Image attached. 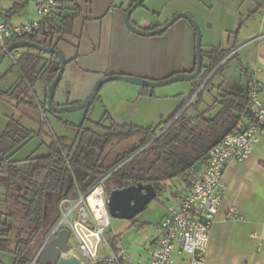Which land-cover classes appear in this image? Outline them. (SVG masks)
I'll return each mask as SVG.
<instances>
[{
    "label": "crops",
    "instance_id": "obj_1",
    "mask_svg": "<svg viewBox=\"0 0 264 264\" xmlns=\"http://www.w3.org/2000/svg\"><path fill=\"white\" fill-rule=\"evenodd\" d=\"M136 1L77 0L76 3H73L70 0H61L54 16L43 20L35 14L31 3H24V7L15 12L16 0H0V21L8 23L10 26L40 22L43 31L51 32L52 25L60 26L64 17L73 16L71 22L63 28L62 34L56 33L49 37L40 34L38 38L39 42L59 49L67 62L64 75L56 90L54 104L58 107L74 106L85 102L99 81L108 76L124 75L160 82L177 74H191L195 71L196 34L192 26L187 21L180 20L160 35L147 37L136 34L130 31L125 23L126 12ZM160 2L161 0L154 1L147 8L143 5L142 12L136 11L133 14L132 23L141 31L150 32L165 25L177 14L188 13L199 24L202 34V51L229 50L249 43L236 55H240L244 50L256 48L253 61L248 63L249 67H242L247 87L226 91L222 86H219L218 91L221 93L210 106L212 109L216 108V114H211V110L206 109L195 116H188L187 112L190 108H197L204 101L206 89L219 72L215 74L213 71L204 82L200 77L191 82H181L189 86H174L175 83L163 87L148 88L122 84L115 86L118 91L114 96H110L108 93H102V96L98 94L99 98L95 101L105 106L104 117L105 115L111 116L109 126L129 124L144 129L160 127L159 130H162L175 115L178 114L173 122L184 114V117L194 128L193 125L203 121V118L200 117L216 118L223 108L222 102L229 97L232 100L236 98L238 101H242V105L245 103V110H247L252 76L256 73L255 78L264 83V40L252 42L254 38L264 34L263 5L258 3L248 12L242 13L241 9L234 5L236 0H210L208 4L201 2L199 4L200 11L197 13L187 9L185 4L182 7L166 10L164 6L160 7L158 4ZM151 9H157L160 13L151 17ZM156 26L158 27L155 29ZM203 64L209 66L210 61L204 57ZM210 79L211 82L207 85ZM104 88L103 85L101 89ZM44 89L45 98L43 101L33 93L32 98L38 105L37 110H33L27 103L30 99H23L24 96L19 92L16 94L17 98L11 97L17 100L20 114L36 123H40L38 118L43 123V116L47 115L45 109L41 107V104H47L48 88L44 86ZM111 110H113L112 114ZM91 113L92 108L86 111L85 118H88L87 116ZM241 116L240 129L248 120L244 113ZM11 119L15 118L9 117L5 128L1 129L0 127V137ZM156 124L158 125L155 126ZM200 128L203 129L201 126L198 129ZM93 132L95 134L89 133L90 144L84 149L93 151L92 154L100 152L102 155L101 135L96 134L94 130ZM133 139H135V143L132 147L127 148L123 153L117 149L113 163H110L108 159L112 160V157H109L107 161L101 160V166L108 169L124 156L134 152L140 137L134 136L125 140ZM118 141L124 140H116L111 146L114 147ZM65 144L71 146L68 141ZM189 164L185 165L189 166ZM181 177H184L185 186L181 192L172 190L163 192L168 202L166 207L182 199L192 186L194 177L191 176V172H187ZM224 179L227 190L212 226L207 264H264V131L251 157L244 162H235L230 165ZM171 180L165 183L166 187ZM0 184L4 185L2 196L5 198L4 200L0 199V202L4 203L6 207L5 216L7 217L10 206L9 188L5 183L0 182ZM230 207H235L240 214L247 215L248 220L246 222L230 221L228 219ZM164 214L165 210L161 220ZM5 222H0V224ZM160 223L157 225L155 236L150 238L149 245L145 247V255L139 254L138 257L141 258L139 262L146 261L148 251L158 234ZM125 229L126 227L120 229L114 237L121 236ZM260 242H262V247L259 249ZM41 245L37 246L35 253Z\"/></svg>",
    "mask_w": 264,
    "mask_h": 264
},
{
    "label": "trees",
    "instance_id": "obj_2",
    "mask_svg": "<svg viewBox=\"0 0 264 264\" xmlns=\"http://www.w3.org/2000/svg\"><path fill=\"white\" fill-rule=\"evenodd\" d=\"M70 1L77 2V0ZM16 4L15 12H18L19 8L21 9L25 5L19 1H16ZM72 19L73 16L64 17L60 26L52 25L50 27L51 32L43 31L41 24L38 32L20 39L38 43L40 34L45 37L56 33L62 34L63 28ZM13 41L10 40L8 45ZM232 49L203 51V56L210 61V64L204 66L203 73L200 75L202 82L226 59ZM18 51L21 56L18 64L14 65L21 74V81L8 93H3L0 90V95L5 94L17 98L16 94L19 92L24 96L23 99L29 98V101L26 100L27 103L31 105L33 110H37L38 105L34 103L32 98V87L39 82L48 88L57 76L60 61L55 55L32 49ZM233 58L219 67L215 74L220 72ZM98 98L99 95L96 100ZM243 104L242 101H238L236 98L232 100L229 97L222 102L223 108L216 118L200 117L203 118V121L193 125L194 128L184 117V114L173 122L178 116L177 114L166 124L165 127L169 126L168 129L154 142L152 141L161 131L159 130L160 127L144 129L129 124L125 126L112 124L105 127L102 122L95 123L104 131L100 139L103 152L116 140H125L134 136L140 137L134 152L147 146L131 163L106 182V193L109 195L113 190L143 183L152 184L160 196L166 187L165 183L173 178L191 172V176L195 180L198 174L194 172L193 166L201 163L205 156L202 146L225 130H230L229 134L240 130L239 126L243 113L249 119V111L248 109L245 110V103ZM41 107L45 109L47 114L51 113L47 109L46 103L41 104ZM38 121L42 123L40 118ZM200 126L203 129H198ZM78 128L85 130L81 143H84V139L89 136V133H94L93 129H84L83 125ZM34 136H36L35 131L28 130L18 120L11 119L0 137V155H2L0 158V182L7 185L10 193L7 221L0 224V251H9L11 243H14L11 251L14 256V264H31L32 255L34 256L37 248L34 249V243L38 241V245L42 244L59 222L61 219L59 204L63 200L78 199L80 194L87 193L99 179L134 153L131 152L112 167L106 169L101 166L102 155L100 158L94 159L91 150L85 149L81 152L78 150L75 152L73 145L67 146L65 144L66 138H56L52 145V152L39 158L31 169L24 170L18 165V162L11 161L7 157V153L31 140ZM150 142L152 143L148 145ZM186 163H190L191 166H186ZM206 164L207 162H203V166ZM67 189L68 193L65 195ZM143 225L146 224H140L139 227H143ZM119 239L120 236L112 237L110 242L115 245ZM0 264L4 263L0 262Z\"/></svg>",
    "mask_w": 264,
    "mask_h": 264
},
{
    "label": "built area",
    "instance_id": "obj_3",
    "mask_svg": "<svg viewBox=\"0 0 264 264\" xmlns=\"http://www.w3.org/2000/svg\"><path fill=\"white\" fill-rule=\"evenodd\" d=\"M16 1L31 3L35 14L43 20L52 18L61 2V0ZM40 28V22L10 26L0 21V53L10 45H8L10 40L19 41L22 37L38 32ZM263 40L264 34L257 36L252 42ZM248 44L232 49L214 71L235 57ZM11 56L17 65L21 53L14 51ZM255 74L252 76L249 90V119L240 130L227 135L219 145L210 150V159L193 181L188 193L166 207L158 234L153 240L145 262H139L137 254L129 247L119 244L120 240L115 245L108 240L107 232L112 227V217L108 210L109 195L106 193L105 185L147 146L121 161L87 193L80 194L78 199H65L59 204L64 216L62 215L42 243L33 264L38 262L37 257L45 246L64 229L71 233L68 243L72 250L68 254L62 253L60 259L70 260L77 257L81 264H207L212 226L227 190L224 179L226 170L233 163L244 162L251 157L264 131V83L256 79ZM46 118L47 115L44 114L43 120ZM168 127L163 128L161 132L164 133ZM65 204L69 205L67 210L63 209ZM228 219L246 222L248 216L240 214L235 207H230ZM72 239H76V249L70 244ZM101 247L107 249L110 257L100 255ZM261 247L262 242L259 243V249Z\"/></svg>",
    "mask_w": 264,
    "mask_h": 264
},
{
    "label": "rangeland",
    "instance_id": "obj_4",
    "mask_svg": "<svg viewBox=\"0 0 264 264\" xmlns=\"http://www.w3.org/2000/svg\"><path fill=\"white\" fill-rule=\"evenodd\" d=\"M157 0H146L144 5L146 8L152 4V2ZM84 2V1H82ZM208 4L210 0H161L160 7H165L166 10H172L174 8L185 7L191 11L199 13L200 3ZM257 3V4H256ZM261 4L264 7V0H236L235 4L241 9L242 13L248 12L254 5ZM142 12V8L137 10ZM160 13L157 9L150 10V16H157ZM16 22V21H15ZM206 48V47H204ZM256 48L244 50L240 55L232 59L228 64H226L221 72H219L215 78L212 80V84L208 86L204 93L203 102H201L197 108L192 107L188 110V116H195L199 112L206 109L211 110V114H216V108H211L210 106L214 103L215 99L219 97L220 93L218 87L222 86L223 90L231 89H245L247 87L246 77L243 74L242 67L248 68V63L253 61L254 53ZM101 81V80H100ZM99 81V82H100ZM20 82V72L14 65V60L11 55H8L0 64V89L3 93L10 92L15 86ZM117 84V85H116ZM122 84H129L121 81H113L104 84V89H101L99 94L108 93L110 96H114L117 93L115 86H121ZM183 84V85H181ZM173 86V85H172ZM174 86H189L186 83H176ZM168 88V87H166ZM190 88V87H189ZM44 85L41 83H36L33 85L32 92L37 94V96L43 101L44 96ZM191 91V88H190ZM189 93V92H188ZM187 93V96L189 95ZM210 107V108H209ZM92 108V113L85 118L86 111H75L68 112L60 115L47 114V119L43 123H36L30 119L22 116L19 109L17 108V100L7 95L3 94L0 96V127L5 128L9 117H14L18 119L26 128L36 132L31 140L27 141L18 148H14L7 153V157L13 162H18V165L22 169H31L38 161L39 158L49 155L52 151V145L56 138H66L69 144H73V149L76 152L84 151L86 146L90 144V138L85 137L84 143H81L85 130H81L78 127L82 126L84 129L91 128L96 134L103 135L104 131L95 125V123L102 122L104 126H109L111 123V116L105 115V106L98 102H95L90 107ZM112 108V107H111ZM111 110V114H112ZM61 120H59L58 118ZM156 124L155 126H157ZM161 132V131H160ZM159 132V133H160ZM97 137V136H96ZM135 143L133 140L118 141L116 145L106 148L102 154V159L110 163H113V158H115V153L117 149L123 153L127 148H130ZM74 153V152H73ZM93 153V151H92ZM2 155H0L1 158ZM92 157L98 159L101 157L100 152H96ZM184 177L173 179L165 187V192H181L184 186ZM4 185L0 184V199L4 200L2 192L4 190ZM158 196L154 201H152L146 208V210L136 217L133 221H123L112 219V227L107 232V238L110 240L114 237L118 231L124 227L123 233L120 236L119 244L129 247L131 251L137 254V260L141 261L138 257L139 254L145 255V247L149 245V240L151 237L155 236L157 225L160 223L163 216L165 207L167 205L165 194ZM69 205L65 204L63 209L67 210ZM6 207L4 203L0 202V222H5L7 217L5 216ZM61 217L62 213L60 212ZM64 216V215H63ZM145 223L143 227H139L140 224ZM70 244L77 248L76 239H72ZM38 246V241L34 243V249ZM14 243H11L9 251H0V262L4 264H14V256L12 255V250ZM100 255L103 254L104 257H110V253L105 247L99 249ZM32 255L31 263L35 258ZM38 264V262L36 263Z\"/></svg>",
    "mask_w": 264,
    "mask_h": 264
},
{
    "label": "water",
    "instance_id": "obj_5",
    "mask_svg": "<svg viewBox=\"0 0 264 264\" xmlns=\"http://www.w3.org/2000/svg\"><path fill=\"white\" fill-rule=\"evenodd\" d=\"M145 2L146 0H137L128 9L125 17V23L127 28L130 31L139 34L141 36L151 37L166 32L170 27H172L176 22L180 20L187 21L192 26L196 34V68L193 73L177 74L160 82H153L141 78L124 76V75L108 76L103 78L97 84L91 96L82 104L74 105V106L58 107L54 104V98H55L56 90L64 75L67 62L64 54L55 46L41 42L34 43L27 40L15 41L11 43L3 52L0 53V64L5 57L11 55L14 51H18L21 49H32L38 52L47 53L58 57L60 61L59 71L57 73V76L55 77V79L52 81V83L49 85L47 89L48 110L56 115L89 109L92 106V104L96 101V98L102 86L109 82L121 81L141 87L156 88V87L168 86L180 82H191L198 79L204 69V64H203L204 57L202 51V47H203L202 34L198 22L188 13H179L176 16H174L171 20H169L165 25L161 26L160 28L154 31H150V32L141 31L132 23V16L139 8L143 7ZM229 133L230 130H225L224 132L219 133L215 137H213L210 140V142L205 143L203 145L205 156L201 163L193 166V170L196 174H198L201 171L203 167V162H207L210 159V154H209L210 150L213 147L219 145L224 140V138L227 135H229ZM162 134L163 133L160 132L152 142L158 139ZM152 142H150L148 145H150ZM189 166H191V164H189ZM67 193H68V189L66 190L65 195H67ZM157 197H158V192L152 184L137 183L135 185L123 189L113 190L109 194V199H108L109 214L112 217V219L133 221L136 217H138L141 213H143L146 210L147 206ZM70 238H71L70 231L67 229L62 230L58 234V236L52 239L40 252V254L37 257L38 264H81L80 260L77 257H73L70 260L60 259L62 253L68 254L72 250L71 246L68 243ZM34 260L32 261L31 264L34 263Z\"/></svg>",
    "mask_w": 264,
    "mask_h": 264
}]
</instances>
